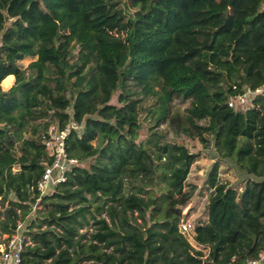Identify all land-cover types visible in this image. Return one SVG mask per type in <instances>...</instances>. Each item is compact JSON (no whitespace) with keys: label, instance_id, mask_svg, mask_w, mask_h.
Wrapping results in <instances>:
<instances>
[{"label":"trees","instance_id":"1","mask_svg":"<svg viewBox=\"0 0 264 264\" xmlns=\"http://www.w3.org/2000/svg\"><path fill=\"white\" fill-rule=\"evenodd\" d=\"M8 75L14 82L3 89ZM262 84L264 0H0V232L11 236L24 221L30 243L21 264L257 258L264 249V94L249 108L228 100ZM149 97L155 106L142 108ZM175 98L189 106L172 109ZM142 111L153 120L149 130L166 124L213 151L207 202L192 230L206 257L178 228L194 190L184 182L199 153L156 132L154 149L150 139L137 142ZM70 118L80 129L66 137V151L77 163L40 195L36 183L51 161L48 126L62 128ZM220 163H234L244 178L221 181ZM159 174L167 187L153 194ZM88 225L89 234L80 232Z\"/></svg>","mask_w":264,"mask_h":264},{"label":"rangeland","instance_id":"2","mask_svg":"<svg viewBox=\"0 0 264 264\" xmlns=\"http://www.w3.org/2000/svg\"><path fill=\"white\" fill-rule=\"evenodd\" d=\"M36 57L33 58H25L22 61L19 62V64L22 67H26L28 63L35 60ZM6 84V83H5ZM3 82H1V87L3 89L9 88L6 86ZM155 99L153 97L145 98L141 102L142 108H152L155 106L154 104ZM189 100H181L179 98H175L172 101V106L174 110L183 111L186 107L189 106ZM242 108H244L242 106ZM139 118L142 121L141 128L137 132L136 141L137 142H144L146 143L148 139H150L149 146L153 147L152 142H154L155 137L157 135H163V138H160V141H164V139L168 140H175L179 144L184 145L190 152H198L199 156L197 160H195L192 165L190 166L189 172L187 174L186 180L184 182L185 189H191L194 187L193 195L186 204V206L183 208V214L185 219H189L192 224H194V221L201 215L204 209V205L207 202V195L209 191L205 189V179L208 169L210 168L212 164V159L207 157L210 156V153L213 151L206 150L199 142L198 139H190L186 137L185 135H179L176 136L166 124H161L152 130H149L148 126L153 124V120L150 119L148 116L144 115V112H140ZM144 118H147V122L143 121ZM156 132L157 135H153ZM30 131H23V137H30ZM93 144H96V140L92 141ZM164 161V160H162ZM244 170L238 168L234 163H220L219 171H218V177L221 181H227L231 185L237 183L241 178H244ZM152 182L150 185L155 189L153 191V194H158L160 190H165L167 187L166 181L159 175L154 176V178L151 180ZM95 203H93V206ZM38 208H41L40 206ZM0 209L1 203H0ZM92 210L94 209L91 208ZM30 216L34 215L33 212H30ZM101 216H105V214H102ZM98 218V216H97ZM24 224V221H21ZM91 226H86L84 229L80 230V232H87L88 234L92 231ZM188 236L190 234H187ZM190 239L189 237H187ZM7 241V237L5 235H2L0 232V242L5 243ZM202 252L206 255L207 249H202Z\"/></svg>","mask_w":264,"mask_h":264},{"label":"built area","instance_id":"3","mask_svg":"<svg viewBox=\"0 0 264 264\" xmlns=\"http://www.w3.org/2000/svg\"><path fill=\"white\" fill-rule=\"evenodd\" d=\"M257 94H264V84L255 89H245L242 93L231 97L228 100V106L249 108L254 96ZM80 125L70 118L68 122L60 128L56 122L51 123L47 129V138L45 139V147L51 157V161L44 167L41 178L36 183V188L39 194L43 195L49 192L52 187L66 179V173L69 168L77 163L75 158L68 156L66 151L65 140L72 130H79ZM24 224L19 221L16 225L15 232L11 236H6L7 241L0 243V264H21V252L23 248L30 242L28 237L21 234V229ZM179 231L184 234H190L188 241L196 249H202L193 241V224L189 219L183 216L179 225ZM207 254H204L206 257ZM243 264H264V249L259 253L257 258L249 259Z\"/></svg>","mask_w":264,"mask_h":264},{"label":"crops","instance_id":"4","mask_svg":"<svg viewBox=\"0 0 264 264\" xmlns=\"http://www.w3.org/2000/svg\"><path fill=\"white\" fill-rule=\"evenodd\" d=\"M6 78H8V82L5 84L6 86H11L12 84H13V82H14V76L13 75H8ZM5 78V79H6ZM2 235H5V236H7V234H3L2 233ZM1 243V242H0Z\"/></svg>","mask_w":264,"mask_h":264}]
</instances>
